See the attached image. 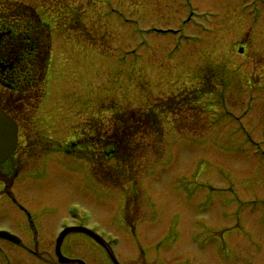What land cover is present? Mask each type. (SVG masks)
Returning <instances> with one entry per match:
<instances>
[{"label":"rangeland","instance_id":"rangeland-1","mask_svg":"<svg viewBox=\"0 0 264 264\" xmlns=\"http://www.w3.org/2000/svg\"><path fill=\"white\" fill-rule=\"evenodd\" d=\"M11 1L36 7L51 42L43 94L15 114L0 164H24L0 227L31 254L78 222L118 239L123 264H264V0ZM149 104L163 117L145 115L150 129L121 116ZM126 129L131 157H106ZM47 137L77 138L91 161L47 152ZM79 233L66 244H90Z\"/></svg>","mask_w":264,"mask_h":264},{"label":"trees","instance_id":"trees-1","mask_svg":"<svg viewBox=\"0 0 264 264\" xmlns=\"http://www.w3.org/2000/svg\"><path fill=\"white\" fill-rule=\"evenodd\" d=\"M11 6L6 13H0V57L6 64L5 69H0V86L9 94L18 93L24 97L26 95L23 94L31 89L41 91L49 56L50 28L32 6L12 3L6 9ZM6 98L1 99L9 103L10 98ZM145 115L157 118L151 110L121 114L125 121L133 117L142 125L146 124ZM65 149L69 150V147L65 146Z\"/></svg>","mask_w":264,"mask_h":264},{"label":"flooded vegetation","instance_id":"flooded-vegetation-1","mask_svg":"<svg viewBox=\"0 0 264 264\" xmlns=\"http://www.w3.org/2000/svg\"><path fill=\"white\" fill-rule=\"evenodd\" d=\"M262 37L264 38V30ZM31 224L34 228L36 227L33 221ZM10 230L18 234L20 240L13 242L0 238V252L3 255L0 253V264H64L59 263L55 255L54 233L41 235L40 244L38 241L35 243L37 249L31 254L30 248L22 241L21 235L13 229ZM5 250L8 255L4 253ZM60 250L67 257L85 259V264H95L97 261H102L99 257L102 255V248L98 244H61Z\"/></svg>","mask_w":264,"mask_h":264},{"label":"water","instance_id":"water-1","mask_svg":"<svg viewBox=\"0 0 264 264\" xmlns=\"http://www.w3.org/2000/svg\"><path fill=\"white\" fill-rule=\"evenodd\" d=\"M16 143V123L0 109V162L14 149Z\"/></svg>","mask_w":264,"mask_h":264}]
</instances>
